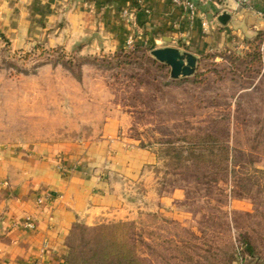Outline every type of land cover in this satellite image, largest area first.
Wrapping results in <instances>:
<instances>
[{"label":"rangeland","instance_id":"rangeland-1","mask_svg":"<svg viewBox=\"0 0 264 264\" xmlns=\"http://www.w3.org/2000/svg\"><path fill=\"white\" fill-rule=\"evenodd\" d=\"M136 1L114 28L102 12L0 27V153L49 148L65 177L87 168L114 193L68 234L81 264L93 255L85 229L121 223L122 264H264V30L187 45L178 23ZM164 48L195 56V72L173 78L153 56ZM101 140L105 162L85 157ZM114 143L148 152L141 170L115 169ZM74 150L82 156L68 166Z\"/></svg>","mask_w":264,"mask_h":264},{"label":"crops","instance_id":"crops-1","mask_svg":"<svg viewBox=\"0 0 264 264\" xmlns=\"http://www.w3.org/2000/svg\"><path fill=\"white\" fill-rule=\"evenodd\" d=\"M139 1L145 12L157 13L158 21L178 23L175 33L186 37L187 45L214 47L215 43L216 47L221 34L264 30L263 18L234 4L201 6L191 18L174 0ZM260 5L256 2L254 6L259 8ZM136 6H139L136 0H0V27L2 31L11 30L15 25L18 30L28 28L31 16L35 20L32 24H36L37 18L42 16L53 21L59 12H68L70 19L77 22L80 14L91 16L90 12H102L98 15L104 18L100 25L114 28L110 24L115 22V12H138ZM205 21L208 22L206 29ZM109 144L108 140H101L84 156L94 154V158L103 163L109 156ZM111 148L118 152L115 159L112 158L113 167L124 168L126 174L141 170L145 159L149 158L146 151L123 150L121 143L111 144ZM54 155L49 148L0 153V264H34L36 261L66 264L69 253L66 240L74 224L89 220L92 218L89 214L114 205V193L89 169L70 171L65 177L56 167ZM67 155L65 160L71 166L81 158L82 152L74 150ZM43 194L61 197L38 204L36 199ZM28 217L35 220L34 230L24 227Z\"/></svg>","mask_w":264,"mask_h":264},{"label":"trees","instance_id":"trees-1","mask_svg":"<svg viewBox=\"0 0 264 264\" xmlns=\"http://www.w3.org/2000/svg\"><path fill=\"white\" fill-rule=\"evenodd\" d=\"M124 226L125 224L121 223L117 225H102L91 229H85V232H89L91 235V243L93 249V255L87 264H95L98 254L101 255V258H103L104 264H112L116 260L119 262L120 258L122 261L124 259L126 260L127 255H124L122 250V248L125 249V247L119 246V243H117L115 237L117 230L123 228ZM244 245L246 247V250L248 249V251H250V244ZM69 248L71 261H69L67 264H81L80 257L75 251V248ZM119 264H122V262H119Z\"/></svg>","mask_w":264,"mask_h":264},{"label":"built area","instance_id":"built-area-1","mask_svg":"<svg viewBox=\"0 0 264 264\" xmlns=\"http://www.w3.org/2000/svg\"><path fill=\"white\" fill-rule=\"evenodd\" d=\"M256 2H260L261 5L255 12L260 18L264 19V0H174V3L176 5L188 11L191 18L195 17L198 8L201 6L205 7L211 4L228 6L230 4H234L238 7L252 8ZM203 27L205 29L208 27L207 21L203 23ZM45 202H46L45 198H40L38 200L39 204H43ZM24 227L29 230H34L36 228L35 220L31 217H28L26 222L24 223ZM34 264H43V262L36 261Z\"/></svg>","mask_w":264,"mask_h":264},{"label":"water","instance_id":"water-1","mask_svg":"<svg viewBox=\"0 0 264 264\" xmlns=\"http://www.w3.org/2000/svg\"><path fill=\"white\" fill-rule=\"evenodd\" d=\"M153 56L171 67L173 78L191 76L195 72L197 58L192 54H182L176 48H164L154 50Z\"/></svg>","mask_w":264,"mask_h":264}]
</instances>
